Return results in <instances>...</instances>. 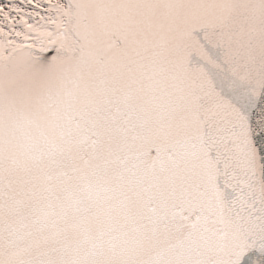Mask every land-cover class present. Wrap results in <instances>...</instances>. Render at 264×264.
Wrapping results in <instances>:
<instances>
[{"label": "snow or ice", "instance_id": "obj_1", "mask_svg": "<svg viewBox=\"0 0 264 264\" xmlns=\"http://www.w3.org/2000/svg\"><path fill=\"white\" fill-rule=\"evenodd\" d=\"M0 264H264V0H0Z\"/></svg>", "mask_w": 264, "mask_h": 264}]
</instances>
